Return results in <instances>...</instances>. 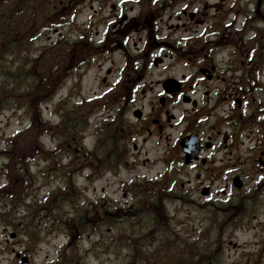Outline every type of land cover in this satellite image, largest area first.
Returning a JSON list of instances; mask_svg holds the SVG:
<instances>
[{"label": "flooded vegetation", "instance_id": "obj_1", "mask_svg": "<svg viewBox=\"0 0 264 264\" xmlns=\"http://www.w3.org/2000/svg\"><path fill=\"white\" fill-rule=\"evenodd\" d=\"M21 2L61 5L56 26L68 30L54 27L52 47L65 45L67 61L55 65L56 78L67 71L77 106L99 102L82 123L68 114L66 163L60 143L51 151L60 189L83 195L91 181L140 168L138 184L122 183L132 207L141 193L161 203L186 192L225 211L229 225L245 224L249 208L264 216V0ZM87 77L101 91L83 97L77 88ZM84 174L89 182L79 186ZM105 202L103 194L92 209Z\"/></svg>", "mask_w": 264, "mask_h": 264}, {"label": "rangeland", "instance_id": "obj_2", "mask_svg": "<svg viewBox=\"0 0 264 264\" xmlns=\"http://www.w3.org/2000/svg\"><path fill=\"white\" fill-rule=\"evenodd\" d=\"M17 2L10 0L0 11ZM56 6L61 8L56 3H35V9H26L23 16L8 18L15 24L22 19L19 25L13 23L18 28L16 36L8 37L23 41L19 44L24 47L17 54L12 55L13 46H7L8 42L0 44V53L4 51L0 57V264H16V252L25 250L31 253L34 264H264V216L259 215L260 208H249L245 224L229 225L225 211L204 208L186 192L184 200L173 198L158 204L153 196L145 198L140 207H132L135 200L131 193L124 195L122 183L138 184L132 180L146 169L94 182H85L86 174L77 175L79 186L89 182L86 193L73 197L62 194L56 199L57 194L52 193L64 183L60 175L51 176L49 162L38 151L51 152L60 143L61 159L67 153L68 114L75 112L74 118L82 123L99 104H85L86 99L77 106L80 98L70 99L73 85L65 81L67 71L59 75L65 77L56 78L55 65L63 66L67 61L65 45L52 47L57 37L52 30L61 28L56 26L60 13ZM61 29L64 33L68 30ZM15 62L21 63L20 68L12 69ZM30 72L40 78L33 89L26 88L35 82ZM89 89L101 91L87 77L77 90L85 97ZM42 90L54 97L43 100L36 94ZM55 128L58 136L53 138ZM91 140L87 138L86 144ZM28 159V171L24 168L26 173L20 172L18 163L22 160L25 165ZM66 160L63 156L61 161L65 164ZM103 194L105 205L99 212L98 208L93 210ZM28 234L37 240L32 241Z\"/></svg>", "mask_w": 264, "mask_h": 264}, {"label": "trees", "instance_id": "obj_3", "mask_svg": "<svg viewBox=\"0 0 264 264\" xmlns=\"http://www.w3.org/2000/svg\"><path fill=\"white\" fill-rule=\"evenodd\" d=\"M0 39H1V37H0ZM1 41V40H0ZM19 42L18 41V39L17 38H14L13 40H12V42ZM10 47H12V46H10ZM3 53H4V51H1V55H0V57H2L3 56ZM17 66H14L12 69H15ZM18 68H20V67H18ZM11 69V70H12ZM11 75H13L15 78H16V76L15 75H17V74H14L13 72L11 73ZM11 75H8V76H11ZM30 77H32L33 78V80H35V82H32L31 84H28L27 86H26V88H29L30 87V89H33L34 88V86H35V84H36V82H37V80L38 81H40V78L39 77H36V76H34L33 74H31V72H30ZM8 78V77H7ZM9 79V78H8ZM43 79V78H42ZM9 81V80H8ZM22 86V84H19L18 85V87H21ZM45 91L44 90H42V92L41 93H38V92H36V94L39 96V97H42V99L43 100H45V99H47V98H49L50 97V95L48 94V93H44ZM31 102H33V103H37V100H31Z\"/></svg>", "mask_w": 264, "mask_h": 264}]
</instances>
